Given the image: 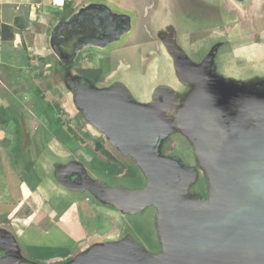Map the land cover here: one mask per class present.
Returning <instances> with one entry per match:
<instances>
[{
  "label": "crops",
  "instance_id": "1",
  "mask_svg": "<svg viewBox=\"0 0 264 264\" xmlns=\"http://www.w3.org/2000/svg\"><path fill=\"white\" fill-rule=\"evenodd\" d=\"M129 1L118 0L121 7H117L116 0H0V77L27 71L28 59L24 56H40L45 52L50 27L65 19V10L70 11L68 18L91 5H99L105 8L113 24L118 17L125 23L121 28L125 32L118 39L106 48H97L104 52L115 48L108 57L99 56L101 76L117 61L125 60L128 65L124 77L139 98L150 92L160 78L171 76L173 88L163 81L152 91L155 97L161 92L171 94L172 106L177 103L178 111L194 103L205 105L213 98V94L210 98L206 96L207 90L215 93L216 89L228 94L227 101L239 103L244 124L252 120L253 98H264L252 78L256 73H264V33L257 29L253 35L256 40L248 43L238 42V38L244 40L243 23H264V0H142L139 8L128 4ZM141 26L152 30L154 36L159 30L155 47L160 52L156 67L149 71L152 74L143 65L147 69L154 40L149 39L148 31L139 32ZM129 39L135 41L133 46H121ZM233 43L237 45L228 51ZM220 65L227 74L213 76ZM246 73L251 75L249 80H235ZM132 82L138 84L133 86ZM192 86L197 94L185 97L184 91L194 90ZM235 94L240 97L235 98ZM224 101L226 104L222 99L221 106L225 111L235 106ZM260 105L263 108L258 112V121L263 126L264 103ZM45 139L49 142H44V147L34 145L24 150L30 158L23 168L18 159L8 158L19 149L0 147V153L4 152L0 165V242H3L0 245L9 249V258H0V264H22V259L73 264L96 251L124 247L132 235L142 244V232L137 230L136 222H146V215L152 213L147 209L150 206L145 203L147 199H143L145 188L129 190L106 181L89 180L82 189L66 192L54 201L53 174L60 176L62 168L55 169L52 162L62 160L65 148L51 137ZM22 199L28 200L30 206L34 202L36 210L20 213ZM150 220L154 229L158 225L161 230L159 216L151 215ZM20 251L24 253L22 257ZM232 263H237V259Z\"/></svg>",
  "mask_w": 264,
  "mask_h": 264
},
{
  "label": "flooded vegetation",
  "instance_id": "2",
  "mask_svg": "<svg viewBox=\"0 0 264 264\" xmlns=\"http://www.w3.org/2000/svg\"><path fill=\"white\" fill-rule=\"evenodd\" d=\"M108 18L104 7L91 5L76 15L59 19L50 32L49 43L58 51L62 63L67 64L82 49L101 47L105 39L111 38L114 30L109 26L112 23H107ZM115 22V29L125 25L122 17ZM79 80L80 98L87 116L109 134L106 139L121 148L126 160L127 172L122 181L127 184L117 181L113 184L129 190L159 189L165 201L160 216L162 223H166L161 233L152 227L151 215L155 218L159 215L151 204L146 207L152 213L146 215L148 220L142 233L144 251L126 245L119 249L99 250L82 259L121 250L138 253L146 264H233L240 255L244 257L240 264H264V206L258 203L264 202V124L260 126L258 112L253 109L254 117L244 124L239 103L227 101L228 94L215 89L213 98L208 99L205 105L194 103L187 114L179 110V128L172 130L161 115L163 109L173 104L171 94L158 93L154 106L148 109L144 105H134L128 94L104 92L100 90L104 86L97 87L87 77ZM192 87L194 90L184 91L185 97H195L196 87ZM89 92L103 97L114 96L132 113L150 118L159 137L142 150L145 155L136 154L123 145L115 132L90 116L84 104L85 94ZM238 97L235 94V98ZM222 99L229 104L235 103V106L225 111L221 106ZM198 123L204 124L197 128ZM155 165H160V168H154ZM199 167L204 171L197 173ZM211 173L214 180H211ZM60 176L61 181L71 187V192L82 189L87 182L77 167L65 170ZM252 203L256 205L251 206ZM196 206L200 212L195 210ZM191 209L196 211V215L202 212L203 215L218 214L220 210L223 216L215 221L208 220L205 215V219L197 223L190 220L193 216ZM250 209L256 214L253 226L233 227L236 221H229V218L246 214ZM228 224L230 228L226 226ZM215 230L223 234L230 232L217 240ZM4 252L0 245V255Z\"/></svg>",
  "mask_w": 264,
  "mask_h": 264
},
{
  "label": "rangeland",
  "instance_id": "3",
  "mask_svg": "<svg viewBox=\"0 0 264 264\" xmlns=\"http://www.w3.org/2000/svg\"><path fill=\"white\" fill-rule=\"evenodd\" d=\"M149 1L153 2L156 0ZM129 2L128 4L139 8L142 0H130ZM116 6L121 7L118 0H116ZM68 13H70L68 10L63 12L65 18ZM136 17V21L138 23L141 22L139 12L136 14ZM243 24L245 33L244 40L238 38V42L248 43L256 40V38H253V35L257 29L262 30L264 33V23H256L255 25L257 26L253 23ZM232 26L233 23L229 25L230 29ZM52 28L53 25L50 27L49 33ZM138 30L141 34L142 31H148L150 34L149 39L154 40V48L150 51L148 56L149 63L147 69L146 65H143L145 71H153L156 67V56L160 52L155 47L156 38H160L156 36L159 34V30L155 33L156 37L152 33V30H148L146 27H138ZM134 42L135 41L129 39L121 46L130 47L134 45ZM234 45H237V43L231 44L228 51L232 50ZM44 49L45 52L40 56H24L28 59V67L27 71L23 74L12 77H0V147L12 146L15 149H19L18 153L8 155V158L18 159V164H21L23 168V165H26L30 158L28 153L24 150L34 145L42 148L45 146L44 142H49L45 138L51 137L53 140L62 143L65 148V156L62 160L54 159L52 162V166H54L55 169L62 168L61 171L64 172L72 167H77L83 173L86 181L100 180L106 181L107 183H110V181L116 183L117 181L119 184H127L122 181L126 177L127 172L126 160L121 153L123 151L116 144L112 145L111 142L106 139V136H109V134L99 125L92 122L87 116L85 107L80 98L79 79L80 77L89 78L91 83L96 84L97 87L104 86L100 88V90L104 92L112 93L120 91L121 93L128 94L134 105H144L146 108L150 109L155 104V92L152 90L154 88L156 89L160 84H163V81H166L167 85L173 88L172 77L160 78L157 82L158 84L154 85L150 92L144 93L143 97L139 98V96L131 90L124 77L127 71V61H117L112 68L110 67L104 70V75L101 76V68L98 63L99 56L108 57L115 48L104 52L97 48L87 47L80 51L67 64L62 63L57 55L54 54L49 41L44 45ZM166 64H168V61H166ZM221 66L222 65L218 66L216 70H214L213 76L227 74L224 67ZM149 74L152 73L149 72ZM250 76L249 73H246L243 76H237L235 80H242V82H244V79L249 80L248 78ZM252 78L255 79L259 85V89H261V94L264 95V73H256V76ZM203 83L204 81L201 82L202 85ZM136 84H138V82H132L133 86ZM212 94L211 91L209 92L207 90V97ZM253 100L255 104L254 111L259 112L260 110V112H262L261 109L263 106L260 104L264 103V98L262 99V97L260 98V96H257L256 99L253 98ZM182 107L181 109L183 112H187L190 109V107ZM177 111V103L173 106L171 105V108L161 111L166 125H169L174 130L175 128H179V124L176 122L179 113ZM203 124L204 123H198L197 128H200ZM3 132L6 133L5 137L2 134ZM206 139L208 140L209 137ZM3 156L4 152L0 153V165L3 164ZM199 170L204 171V168H197V173H200ZM53 171L54 170H51V172ZM212 175L213 173H211V180H214ZM52 184L54 201L59 197H64L66 192L71 193V187H68L67 184L61 181V176L53 174ZM189 185H191V181ZM144 190L147 191L146 195L143 196V199H147L145 202L146 205L153 204L156 213H161L163 210L162 205L165 204V201L160 190L155 187L145 188ZM191 190L193 189L190 188V191ZM23 199L19 204V207H21L20 213L28 214L36 210L35 208L37 205L34 202H32L30 206L28 200L26 201ZM184 199H186V197ZM186 200L192 203V200ZM226 208L227 207L224 208V211H226ZM195 210L200 212V208H197V206ZM191 211L193 216H191L190 220L197 223L204 220L205 215L208 216V220L216 221L219 220L223 214L220 210H218V214L214 213L210 215H207L205 212L204 215L202 214L203 212L196 215L194 214L196 213L194 209H191ZM136 223L137 230L139 229V231L143 233L145 222L137 220ZM160 223H162V221ZM161 229H163V223ZM159 230L160 227L157 225V231ZM161 231L162 230H160V233ZM137 239L138 237L132 235V237L126 239V243L124 244L128 243V245L142 252L144 251L143 247ZM18 245H20V243H18ZM111 247L112 246H109L107 248ZM19 254L21 257L24 255L22 251H20ZM243 259L244 257L240 255L235 264H240ZM43 262L44 261L39 262L28 259H22L21 261L22 264H44Z\"/></svg>",
  "mask_w": 264,
  "mask_h": 264
},
{
  "label": "water",
  "instance_id": "4",
  "mask_svg": "<svg viewBox=\"0 0 264 264\" xmlns=\"http://www.w3.org/2000/svg\"><path fill=\"white\" fill-rule=\"evenodd\" d=\"M107 23H112L108 18ZM113 30V35L109 39H105L102 43V47L106 48L108 44L116 39L118 36L125 32L124 29H115L116 25H109ZM109 27V28H110ZM54 54L61 60L58 51L51 47ZM78 51V50H77ZM76 51V52H77ZM119 97V96H117ZM114 96L103 97L97 96L89 92L85 94L84 104L90 114L96 121L103 124L104 127L110 131L115 132L119 141L128 146L133 152L140 155H145L146 150L155 142L159 137L157 135V129L152 125L150 118L139 117L137 114L132 113L123 102H117ZM145 121V122H143ZM159 164V163H156ZM154 168H160V165H155ZM264 206V202H258ZM257 203V204H258ZM255 206L256 203L250 204ZM236 221L232 226H253L254 220H256L255 212L250 209V212L246 214H236L229 218V221ZM239 222V223H237ZM229 228L231 225H226ZM231 230V229H230ZM219 231V232H217ZM230 231H227L228 234ZM226 234L215 230L214 235L217 236V240H221ZM4 253L0 258H4L9 254V249L4 247ZM5 254V255H4ZM9 258V255L6 259ZM77 264H146L138 253L130 251L113 250L105 253H97L93 256L80 260Z\"/></svg>",
  "mask_w": 264,
  "mask_h": 264
},
{
  "label": "bare ground",
  "instance_id": "5",
  "mask_svg": "<svg viewBox=\"0 0 264 264\" xmlns=\"http://www.w3.org/2000/svg\"><path fill=\"white\" fill-rule=\"evenodd\" d=\"M130 199V198H129ZM158 215H159V218H160V222L162 221V219H161V216H160V212L158 213Z\"/></svg>",
  "mask_w": 264,
  "mask_h": 264
},
{
  "label": "trees",
  "instance_id": "6",
  "mask_svg": "<svg viewBox=\"0 0 264 264\" xmlns=\"http://www.w3.org/2000/svg\"><path fill=\"white\" fill-rule=\"evenodd\" d=\"M67 8V5H64V9Z\"/></svg>",
  "mask_w": 264,
  "mask_h": 264
}]
</instances>
